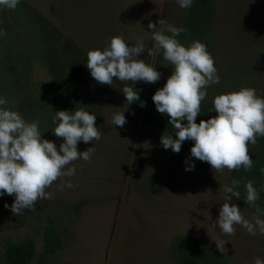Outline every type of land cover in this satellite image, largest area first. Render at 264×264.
I'll use <instances>...</instances> for the list:
<instances>
[{"label":"rangeland","instance_id":"obj_1","mask_svg":"<svg viewBox=\"0 0 264 264\" xmlns=\"http://www.w3.org/2000/svg\"><path fill=\"white\" fill-rule=\"evenodd\" d=\"M23 1L88 48L93 44L106 48L117 35L129 45L143 37L146 50L139 59L162 74L156 83L137 81L132 85L145 94L162 88L174 70L164 60L163 50H156L148 28L150 21L158 27V21L165 19L187 29L177 36L180 43L190 46L199 40L215 59L220 81L208 87L203 102L213 103L216 95L243 87L264 95V0H217L208 23L197 24H193L190 8H181L176 0H95L100 18L89 23H98L101 35L89 40L86 34H70L73 18L57 0ZM28 14L19 5L14 11L0 8V30L6 33L0 36V97L8 101L0 107L18 111L27 121L39 120L44 132L58 82L34 56L32 47L39 40ZM149 49L154 56H148ZM130 83L114 80L113 92L93 104L101 119V138L78 148L92 147L91 160L70 164L76 168L75 175L62 177L46 189L52 199L41 200L35 210L25 209L15 216L5 207L15 197L0 196V264L6 241L25 239L36 244L32 264H254L256 257L264 259V235H250L236 225L235 235L225 236L215 224L224 203L223 188L233 179L240 181L236 190L241 197H233L231 203L246 219L258 215L257 206L264 209L257 205L264 197V137H257L256 144L249 146L250 171L214 172L207 162L191 157L192 147L182 145L175 153L162 146L161 137L170 135L144 119L146 106L126 104L122 88ZM124 108L125 125H113V115ZM43 137L58 148L62 143L45 133ZM193 162L195 169L186 171ZM69 180L75 187L66 186ZM248 181L259 193L255 205L245 200ZM47 232L54 238L52 250L46 247ZM221 239L226 240L223 253L215 242ZM188 241L201 249L190 261L182 253V245Z\"/></svg>","mask_w":264,"mask_h":264},{"label":"clouds","instance_id":"obj_2","mask_svg":"<svg viewBox=\"0 0 264 264\" xmlns=\"http://www.w3.org/2000/svg\"><path fill=\"white\" fill-rule=\"evenodd\" d=\"M19 3L20 0H0V8L14 11ZM176 3L181 8H190L193 0H176ZM158 24L157 27L150 21L148 28L153 32L156 50H163L164 60L174 69L166 84L152 97L156 110L167 115L175 128L176 138L164 134L162 146L179 153L182 144L191 140L194 141L191 157L207 162L214 172L240 168L250 171L253 159L249 146L256 144L257 137H264V95L252 87L216 95L213 104L217 115L197 123L208 87L220 81L215 59L199 40L190 46L179 42L177 36L186 32V28L169 24L165 19H160ZM5 34L0 30V36ZM145 50L143 37L129 45L123 36H113L108 47L87 52L86 67L100 85L112 86L114 80L131 82L122 88L126 104L131 105L140 101L139 93L132 86L135 82L156 83L162 75L156 67L139 59ZM147 52L148 56L155 55L153 50ZM7 103V98L0 97V106ZM144 106L146 102L140 101V107ZM126 110L113 115V125H125ZM53 123L56 126L52 131L63 140L59 148L54 141L43 137L39 120L27 121L18 111L0 107V196L15 197L10 206L5 204L15 216L25 209L35 210L41 200L52 199V193L46 189L62 177L75 175L76 168L69 165L79 159L91 160L94 149L79 151L78 143L88 144L101 138L96 115L83 108L55 111ZM194 169V162L186 167V171ZM239 184L238 179H233L231 185L224 186V203L215 224L225 236L235 235L236 225L250 235L255 236L257 232L264 235V219L260 218L264 209L257 206L258 215L249 220L231 203L233 197H241L236 190ZM66 186L75 187L70 180ZM245 187L247 204L255 205L259 193L253 182L248 181ZM215 242L223 253L226 240ZM254 264H264V259L256 257Z\"/></svg>","mask_w":264,"mask_h":264},{"label":"trees","instance_id":"obj_3","mask_svg":"<svg viewBox=\"0 0 264 264\" xmlns=\"http://www.w3.org/2000/svg\"><path fill=\"white\" fill-rule=\"evenodd\" d=\"M57 5L61 4L64 11L69 13L73 20L72 27L69 30L70 34L76 33L78 36L86 34V40L91 37L101 35V26L98 23L90 24L89 20H97L100 18L98 13V4L95 0H57ZM217 0H193L190 7L191 17L194 23H208L210 17L216 9ZM20 7H23L29 13V19L33 25L34 31L37 34L39 44L32 47L34 56L38 62L46 66L51 74L56 78L57 84L54 86L58 89L51 98L49 114L50 119L47 120V127L44 131L48 138L57 142H63L62 138L56 137L52 131L56 126L53 123L55 111L67 110L75 111L83 108L90 113L96 115V126L100 127L101 119L93 107V104L100 97L113 92L110 85H100L91 76L90 71L86 67L87 52L99 48V45L93 44L88 48L84 44L78 43L73 37L67 35L61 29H58L54 24L47 20L41 14L33 11L32 7L23 0H20ZM32 8V9H31ZM18 15L14 14L16 21ZM75 31V32H74ZM92 31V34H89ZM79 36V37H80ZM84 39V38H83ZM95 45V46H94ZM139 93L140 101L146 102V110L143 112L144 119L166 132L173 138H176L175 128L170 124V118L156 110V105L153 102V95L158 89L150 90L144 93L142 89L135 88ZM92 90V91H91ZM140 101L133 102L136 108L140 107ZM217 115L214 110V104L211 102H201L200 115L197 117V123L201 120H207ZM90 143H78V148L88 147ZM194 141H185L182 145L192 147ZM264 205V197L259 200L257 205ZM46 247L48 250L53 249L54 238L51 232L45 235ZM201 252V249L193 241H188L182 245V253L186 261L195 259ZM36 254V244L32 239H25L14 242L7 240L3 251L2 264H32Z\"/></svg>","mask_w":264,"mask_h":264}]
</instances>
